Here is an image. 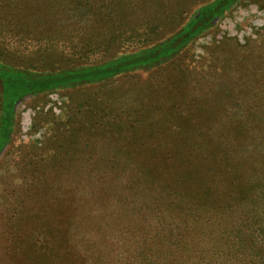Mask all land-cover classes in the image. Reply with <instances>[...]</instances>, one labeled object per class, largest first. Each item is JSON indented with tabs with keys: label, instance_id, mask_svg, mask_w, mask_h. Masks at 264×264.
I'll return each mask as SVG.
<instances>
[{
	"label": "rangeland",
	"instance_id": "374dc122",
	"mask_svg": "<svg viewBox=\"0 0 264 264\" xmlns=\"http://www.w3.org/2000/svg\"><path fill=\"white\" fill-rule=\"evenodd\" d=\"M222 1L0 0L17 68L175 42L97 81H0V264H264V0Z\"/></svg>",
	"mask_w": 264,
	"mask_h": 264
},
{
	"label": "trees",
	"instance_id": "16d2710c",
	"mask_svg": "<svg viewBox=\"0 0 264 264\" xmlns=\"http://www.w3.org/2000/svg\"><path fill=\"white\" fill-rule=\"evenodd\" d=\"M226 0L222 1L225 2ZM210 15H201L198 19L191 22L187 29L184 31L186 35H190L195 32L204 20ZM175 42L167 43L160 46L158 49L148 51V53L140 54L137 57L128 59L126 61L120 60L114 63H103L100 65L78 68V69H65L58 73V75L43 73L34 68H17L11 64H2L0 67V81L4 90V93L10 96L11 93L28 92L32 89H43L45 87L65 85L68 83L80 82L82 79H92L97 81L103 77L111 76L112 74L118 75L121 73H127L144 69L143 67L146 61L157 58L169 53ZM69 264V263H68Z\"/></svg>",
	"mask_w": 264,
	"mask_h": 264
}]
</instances>
